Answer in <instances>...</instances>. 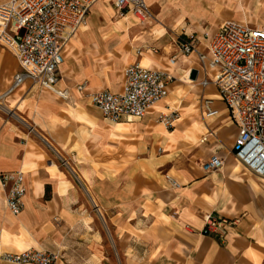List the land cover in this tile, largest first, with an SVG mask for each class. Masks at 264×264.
Instances as JSON below:
<instances>
[{"label":"crops","instance_id":"1","mask_svg":"<svg viewBox=\"0 0 264 264\" xmlns=\"http://www.w3.org/2000/svg\"><path fill=\"white\" fill-rule=\"evenodd\" d=\"M114 1L99 0L91 10L119 18ZM144 1L153 19L119 18L109 34L89 20L65 43L56 87L69 91L67 101L27 83L0 102L13 113H0V174L21 172L26 188L18 216L6 209L0 190V257L38 250L57 255L56 264H112L108 247L113 253L115 245L119 264H264V180L242 172L232 155L239 130L213 73L203 72L195 54L179 53L181 41H189L208 55L224 21L264 29V0ZM133 64L170 75L168 95L141 119L105 121L87 95L119 93ZM18 70L0 47V95ZM81 84L83 96L74 91ZM173 99L190 107L185 126L160 123L172 115ZM203 99L213 101L216 118L201 117ZM212 157L222 167L206 174L202 164ZM80 187L103 222L83 203ZM207 215L233 223L220 233L223 240L201 234Z\"/></svg>","mask_w":264,"mask_h":264},{"label":"built area","instance_id":"2","mask_svg":"<svg viewBox=\"0 0 264 264\" xmlns=\"http://www.w3.org/2000/svg\"><path fill=\"white\" fill-rule=\"evenodd\" d=\"M99 0H0V47L15 58L18 72L13 76L7 91L0 100L9 97L29 83L58 100L67 101L70 93L56 87L63 64L65 43L86 25L92 6ZM119 18L132 15L140 22L153 19L144 0H115ZM179 53L188 57L195 54L204 73H213L212 83L218 97L236 123L239 135L232 150L234 159L254 177L264 180V29L252 28L233 21L220 24L208 46V55L200 54L189 41H181ZM175 64V58L169 61ZM122 90L87 95L105 121L119 123L143 118L163 102L170 75L145 69L140 64L125 68ZM202 87L208 85L204 81ZM77 95L85 94V85L74 88ZM201 117L211 120L218 116L211 99H203ZM171 117L161 118V123L171 126ZM61 164L68 167L60 158ZM222 167V160L212 157L202 164L206 174ZM167 183L179 188L178 183L166 176ZM0 190L5 195L6 209L18 216L24 209L26 188L21 172L0 174ZM233 223L207 215L201 231L204 236L220 235ZM7 264H56L58 257L52 253L26 250L7 253L0 257Z\"/></svg>","mask_w":264,"mask_h":264},{"label":"rangeland","instance_id":"3","mask_svg":"<svg viewBox=\"0 0 264 264\" xmlns=\"http://www.w3.org/2000/svg\"><path fill=\"white\" fill-rule=\"evenodd\" d=\"M104 5L109 6L107 1H104ZM92 10L89 12V15L87 17L86 25H87L89 20H92V22L95 24L94 29L97 31H101L105 34H109V33L116 31L115 30L116 29L115 24L118 22H121V19L114 17L111 21H109V19L107 18V12L102 11L99 13V12H94ZM136 20L138 22H140L137 18H136ZM2 100L3 99H1L0 102H2ZM173 100H177V102L175 104H173V106L169 107V112L172 113V117L170 120L174 123V125L181 123L182 125L185 126L188 122V121H186V120H188L187 119L188 117L185 118L184 114L190 111L189 110L190 107L188 105H185V104L181 105L180 99H173ZM0 113H3L6 117L7 116L12 117L13 116V113H10L9 110L5 109L1 105H0ZM165 113H167V112H165ZM191 115H193V113ZM160 123H161V120H160ZM198 123L200 126H202V124L199 120H198ZM40 143H41L42 148L50 155V157H52L54 160L58 161L60 166L63 168L64 166H62V164H61L60 156L58 155L56 150L51 146V144L48 141H46L44 138L40 139ZM64 168H67L70 171V167H64ZM242 172L247 173L246 171H244V169H242ZM80 189H81L82 194H83L82 200H83V203L85 204V206L94 215H96L97 221L103 222L104 219H103L102 215L97 213V209H95L94 204L92 203V201L90 200V197L88 196V193L83 188L80 187ZM112 247H113V253L111 252V250L108 247V258L111 260L112 264H119V262L117 261V256H116V254H117L116 253V247H115V245H113Z\"/></svg>","mask_w":264,"mask_h":264},{"label":"bare ground","instance_id":"4","mask_svg":"<svg viewBox=\"0 0 264 264\" xmlns=\"http://www.w3.org/2000/svg\"><path fill=\"white\" fill-rule=\"evenodd\" d=\"M123 28V27H122Z\"/></svg>","mask_w":264,"mask_h":264}]
</instances>
